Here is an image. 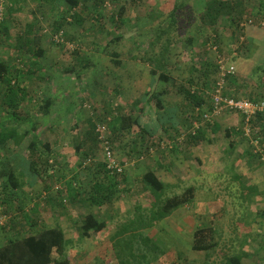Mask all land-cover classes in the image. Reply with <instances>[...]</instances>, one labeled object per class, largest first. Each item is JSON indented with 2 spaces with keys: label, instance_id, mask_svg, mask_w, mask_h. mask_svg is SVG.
<instances>
[{
  "label": "rangeland",
  "instance_id": "obj_1",
  "mask_svg": "<svg viewBox=\"0 0 264 264\" xmlns=\"http://www.w3.org/2000/svg\"><path fill=\"white\" fill-rule=\"evenodd\" d=\"M105 1L108 5L104 4L95 11L103 24L88 22V33L79 37L71 29L78 27L74 18L69 22V28L62 29L64 40L73 45V50L65 44L55 43L53 32L46 30L49 39L46 43L50 48H47V55L42 59L31 52H20L17 39L23 18L14 15L8 4L5 8L3 20L7 30H0V61L19 69L18 84L26 89L29 97L22 108L23 115H27L23 121L12 120L10 112L0 104V130L2 127L16 130L9 141L0 145V157L15 155L17 160L18 156L25 155L34 125L38 127L39 152L48 159L47 164H40L45 173L41 172L42 179H37L33 184L28 181L15 192L23 199L12 204L14 211L11 215L20 212L19 206L25 214L31 213L32 202L41 201L43 224L47 227L60 225L65 239L70 241L66 243V255L70 257L71 264H119L109 237L127 224L132 212L155 205L158 200L161 202L168 197L182 195L193 187L194 198L189 204L180 206L172 215L144 232L161 252L149 254L147 261L142 263L224 264L228 258L239 255L241 264H264V156L263 159L249 156L243 159L242 148L237 149L234 155L229 154L223 150L227 140L220 131L212 135L211 145L202 147L200 153L203 156L199 154L201 165L186 162L191 159L195 161L191 152L190 156H182L185 161L180 164L179 153L172 157L169 153L168 157L163 158L161 148L152 147L150 151V146L141 140L146 136L133 127L124 131L112 128L117 125L114 121L116 117L140 112L142 106L145 108L144 100L139 98L145 91L142 84L145 85L143 81L149 78L155 58L163 52L166 41L171 43L166 53L172 57L168 61L167 72L174 79L167 83L163 96L168 106L175 107L174 104L185 102L182 86L198 90L206 84L209 86L206 95L209 96L222 79L227 92L237 89V96L248 99L263 96L264 99V22L260 25L249 23L251 19L244 16V34L240 39L241 44L235 46L230 45V29L226 22L219 20L216 34L221 37L220 45L223 46V56L219 57L213 46L211 50L207 47L205 51L202 50L205 42L211 46L208 38L213 35L211 28L200 17L208 0ZM242 1L248 8L264 3V0ZM175 5H179L176 30L172 27L166 33L164 31L171 23L170 13ZM73 13L77 12L73 10ZM39 18L43 22L35 19L44 25L49 20L43 16ZM97 25L102 26L103 30L97 29ZM190 37L193 38L191 46L188 43ZM113 53L119 54L122 69L113 64L114 60L111 59L116 60ZM175 56L181 64L174 63ZM129 65L136 66L133 72ZM230 67H233V73L226 81L222 73ZM188 79H192L191 84ZM152 85L147 89L148 94L162 86L156 80ZM4 87L0 83V93ZM47 98H51L52 103L46 114L42 107ZM181 112L189 114L184 107L178 111L179 114ZM204 114L220 125L222 130L232 124L229 119H239L228 111L212 114L209 108ZM170 115L172 113L169 111L164 116L169 123ZM97 124L107 126L114 157L117 160L127 158L138 161L132 175L137 176L148 170L158 174L163 183L161 191L153 193L151 188L135 182L129 184L134 192L122 190L111 205L106 203L99 209L94 205H72L68 201L58 203L56 197L59 195L56 192L67 181H72L86 192L91 189L93 179L102 177L94 167L103 156L99 142L94 140L93 130ZM24 132L29 135L21 139ZM140 142L145 147L138 149ZM44 143L49 145V150L42 146ZM242 144L243 147L247 146L245 140ZM246 161L249 168L257 166L252 170L255 178L251 179V185L257 190L254 194L241 197V178H233L230 171L235 162L243 168L247 167ZM84 163L87 164L85 167ZM214 166L215 173L208 170ZM24 176L29 179L27 171ZM0 195L12 199L4 180H0ZM46 196L49 198L45 199ZM88 210L97 213L107 227L102 233L80 238L74 221L78 214ZM10 221L12 224V216L0 211V245L8 238V226L11 224H5ZM17 222L15 226H18ZM203 226L214 227L216 247L209 252H196L191 249L192 234L195 228Z\"/></svg>",
  "mask_w": 264,
  "mask_h": 264
},
{
  "label": "trees",
  "instance_id": "obj_2",
  "mask_svg": "<svg viewBox=\"0 0 264 264\" xmlns=\"http://www.w3.org/2000/svg\"><path fill=\"white\" fill-rule=\"evenodd\" d=\"M66 1L70 4L71 8L78 5L77 0ZM105 2L104 0L103 6ZM178 9L179 5L173 7L170 13L171 23L164 32L167 33L172 27H174L173 30H176V15ZM244 16H246L247 19H252V23L254 22V24H262L264 22V20H262L264 19V3H261L259 6L248 8L245 6V1L242 0H208L205 5V10L200 17L211 28L213 35L208 38L211 46L209 47L208 43L205 42L203 43L202 50L205 51V47L211 50L213 46L217 49L218 56H223V46L220 45L221 37H218L216 34V28H218L216 26H218L217 22L219 20L226 22L230 29V45H240L241 36L244 34V26L242 25L246 19H244ZM253 16L256 17L254 18ZM77 17H79L78 14L73 13L72 18L76 19ZM117 21H113V23L115 24ZM77 22L81 24L79 19H77ZM0 30H4L5 32L7 30L4 20L0 22ZM59 31H62L60 25L57 26L53 35ZM121 36L122 35H119V37ZM18 39L17 46H19L20 49L24 50L25 48L27 52L35 54L38 58L42 55V51L34 49L35 43L25 42L21 40V36H19ZM192 41L193 38L190 37L188 40L190 46ZM170 44L171 43L166 41L163 52H160V54L156 56L154 68L151 69L149 73L152 78L162 85L163 83H169L171 80H174L167 72L169 66L168 61L172 58L166 53ZM176 58L177 56L173 58V60H175L174 63H177V65L181 64ZM111 60H114V65L120 66L118 60ZM19 74V69L12 67V64L0 61V83H3L5 86L0 93V104L4 110L10 112V116L14 121H23L27 117V115H23L24 111H22V108H24L29 95L26 89L18 84ZM230 75L231 74H226L224 79L228 81ZM188 81L190 84L192 83V79H188ZM158 89L159 92H157ZM208 89L209 86L207 87L206 84L203 85V88H198V90L182 86L181 90L186 98L185 103H183L182 107L176 108L166 106L163 99L166 91L164 87L161 86L156 89L157 91H153L148 97L142 99L144 100L142 103L145 104V108L142 106L140 112H129L127 115L116 117L114 121L117 125L112 128L124 131L133 127L139 131V133H143L146 136L142 141L150 146L148 148L150 151L152 147H155V149L161 148L160 155L163 158L165 156L168 157L169 153L171 157L176 153H179V155L183 153L184 156H187L188 152L190 154L192 150L190 146L206 143L211 145L213 140L209 142L208 134L205 132L206 129L210 128L211 131H208L211 135L220 131L224 132L225 136L223 134L222 136L224 138L227 137L229 145L224 147L223 150H227L229 154L234 155V153H236L235 145L239 142L238 147L242 148L243 159L245 157L247 158V156L263 159L264 114H257L249 120V135H247L244 131L247 123L244 115L239 112L228 111L238 116L241 121L239 122L238 130H236L237 139L234 138L231 140V131H235L236 126L234 128L222 130L220 125L215 122L212 123L203 117L206 109L209 108L210 111L212 109L210 97L206 95L208 94ZM227 90V86H225L223 90L225 95L233 98H243V96H237V89L230 92H227ZM248 100L257 102L264 99L263 96H261L260 98L249 97ZM43 103L42 110L47 114L52 99L47 98ZM183 107L185 110L189 111V114L181 112L179 118L177 111H181ZM151 110L153 111L151 112ZM169 111L172 113V115H170V123L165 121L164 117ZM37 128L38 127L34 125L31 127V140L28 143L25 155L18 156L17 160H15V155L0 157V180L5 181V185L10 189L12 196V199H10V196L4 197L0 195V211L12 216V224L11 221L5 224V226L9 224H11V226H8V238L0 245V264H71L70 257L66 255V243H70V241L65 239L64 230L60 225L54 224L53 226L47 227L43 224L41 220V201L34 202L32 200L31 213L25 214V211L21 210L22 208L19 206L18 210L20 212L11 215L14 211V209H12V204L14 202L19 203L20 200L23 199L22 196L15 194V192H18L28 181L33 184L37 182V179H42V173L44 171L42 167H40V164H47L48 162L46 156L39 152V137L36 135ZM93 131L95 135L94 140L99 142L103 155L101 158L102 160L98 161L94 167L96 168L95 172L97 170L99 171L97 172L98 174L101 172L100 174L102 177L93 179L91 189L86 192L81 191V189H79L80 187L75 186L72 181H67L66 184L63 183L66 185V187L63 185L65 189L60 186L56 192L59 195V197H56L59 200V204L68 201L72 205L79 204L81 207L94 205L99 209L103 204L108 203L111 205L112 202L115 201L116 196H119V194L123 192L122 190L134 192V189L131 188L129 184H134L135 182H140L142 185L144 184L145 188H151L153 193L163 189V183L158 178V174L151 170L137 176L131 174V167L138 161H131L132 159L129 160L127 158L119 161L113 154L115 161L122 169L120 171L110 170L107 167L108 164L104 157V149L102 143L98 139L96 128H94ZM15 134V129L7 130L6 127H2L0 130V145L3 146V144L9 141ZM28 135L27 132L22 133L21 139H24V137ZM164 137L167 138L169 144L166 145V141L162 140ZM243 140L247 143L245 147H243L242 144ZM144 143H142V146L145 147ZM42 146L49 150L48 144L44 143ZM182 149H184L185 152H182ZM141 158L143 159V157H140V159ZM90 162L89 160V165ZM86 165L87 164L84 163L83 167ZM26 171L29 174V179H26L24 176ZM240 189L241 197L248 193L254 194L257 190L254 185H251V187L240 186ZM44 194L47 195V193ZM13 196H16V198ZM48 198L47 196L45 197V199ZM193 198L194 188L190 187L182 195H174L161 202L157 199L158 201L155 202L156 206L152 204L150 205L151 208L150 206H146L141 210L137 209L132 212L127 224L109 237L114 256L119 261V264H143L142 262L147 261V256L149 254H159L161 252L160 248L144 232L154 227L159 221L172 215L180 206L189 204ZM76 218L77 220L74 221V226L80 238H89L92 234L102 233L107 227V224L101 220L98 214L91 210L78 214ZM16 220H18V226L14 224ZM2 225L3 224H1V226ZM192 235L191 249L193 251L209 252L216 247L215 229L213 226L195 228ZM54 254L56 255L55 257ZM241 260V256L236 255L228 258L224 264H241Z\"/></svg>",
  "mask_w": 264,
  "mask_h": 264
},
{
  "label": "crops",
  "instance_id": "obj_3",
  "mask_svg": "<svg viewBox=\"0 0 264 264\" xmlns=\"http://www.w3.org/2000/svg\"><path fill=\"white\" fill-rule=\"evenodd\" d=\"M77 4L78 5H76V7L71 8L70 4L66 0H9L8 1V5H9L8 7H9V9H11L12 12H14V15L17 14L23 18L21 31L19 33L20 34L19 36H21V40H24L25 42L35 43V46L33 45L34 49H38V50L42 51V55L40 56L41 59L45 58V56L47 55L46 50H47V48L48 49L50 48L46 43L47 40H49L47 37V31L46 30H50L51 32H54L55 29L57 28V26H59V25L61 26L62 29L69 28L70 23H67V22H71L72 17L68 14L73 15V12H72L73 10L75 12H77V14L79 16L76 19H74V21L76 22L78 27L71 28L73 32H76L75 35L77 37H79L83 34L85 35L88 33V28H87L88 22L90 23L92 21L93 22L97 21L100 24L101 23L103 24V21L99 19V16L95 15V11L99 10L101 8V6L103 5L102 0H77ZM68 11H70V13H68ZM42 16L49 19L46 25H44L43 23H42L43 24L42 25L40 23V22H43L39 18ZM35 18L40 20V22L37 21ZM77 19H79L81 21V24L77 22ZM83 26H84V28H83ZM99 26L100 25H97V29L103 30L102 26H101V28ZM118 37H119V35H118ZM17 40H19V39H17ZM21 48H22V46H21ZM23 51H26L25 48H24V50L20 49V52H23ZM113 56L116 58V60H118L120 62V66H118V68H120L122 63L119 60V54L114 53ZM131 64H133V62ZM129 66L133 72L134 67H136V66H134V67H131L133 65H129ZM120 69H122V68H120ZM148 77L149 78L146 79V81L144 80L143 82H145L144 83L145 85L147 82V85H146L147 89H150L153 86L152 85L153 80H155V79L152 78L150 75ZM118 78L120 79L121 77L119 76ZM176 81H175V84H177ZM145 85L142 84V87L144 88L145 91L139 96V98H141V99H145L146 97H148L150 95V94H148L149 91H147V89H145L146 88ZM157 86H159V85H157ZM162 86L164 87V90L166 91L167 83H163ZM159 87H161V86H159ZM156 89H157V87H156ZM157 92H159V89ZM164 102H165L166 106L169 107L168 103L165 100H164ZM182 105L183 104H181L180 102L174 104V106L176 108L182 107ZM178 111H177V113H178ZM180 115L181 114L178 113V117ZM107 119H110V117H108ZM229 120L232 124L230 126H228L227 128H232V127L234 128L236 126L235 131H231V134H230V136H232L231 140H233L234 138L237 139L236 130H238L239 122H241L240 118L239 119H233L232 118ZM234 120H236L237 123ZM211 122L213 123V121H211ZM194 123H195V121H194ZM223 129H226V128H223ZM208 130H210V128L206 129L205 132L208 134V139L210 140L209 142H212V135L209 133ZM209 134H210V137H209ZM223 135H224V132H223ZM143 139H141V140H143ZM162 140L166 141V145L169 144L166 137H164ZM225 140H227V137L225 138ZM238 143L239 142H237L235 145V150H237V149L239 150L241 148V147H238ZM204 145L206 146L209 144L206 143V144H202V145H200V144L194 145L192 147L190 146V149H192L191 153L193 154L192 157L195 161H192V159H191V160L186 161V162H189V163L196 162L198 165H201L202 162H200V160H202V159L199 158V154H201L203 156V154L200 153V151H202L201 149ZM227 145H229V140H227ZM140 147L142 148L141 142L138 143V145H137L138 149H140ZM112 151H113V149H112ZM182 152H185V150L182 149ZM241 152H242V149H241ZM182 156H184L183 153L180 155V158H181L180 164H183V162L185 161V157H182ZM187 156H190L189 152H188ZM119 161H121V159H119ZM241 161H243V160H241ZM245 163H246L245 165H247L248 161H246ZM240 165H241L240 163L236 164V162H235L234 167L230 171V173L232 172L231 176H233V178L234 177H240L241 178L239 180L240 181L239 185L241 184L240 185L241 187H243V186L249 187L253 183V181L251 179L254 180V178H255L252 170L254 168H257V166L252 165L251 168H249V166L247 165V167L245 166L243 168ZM188 166L189 165L187 164V167ZM133 167L134 168L138 167V162L134 166L131 167V170L134 169ZM208 170H210L212 172L214 171V173H215L216 168L214 166L213 168H210ZM250 171H251V173H249Z\"/></svg>",
  "mask_w": 264,
  "mask_h": 264
},
{
  "label": "built area",
  "instance_id": "obj_4",
  "mask_svg": "<svg viewBox=\"0 0 264 264\" xmlns=\"http://www.w3.org/2000/svg\"><path fill=\"white\" fill-rule=\"evenodd\" d=\"M9 0H0V22L3 20V16L5 14V8L8 4ZM108 5L107 3L105 4ZM249 23H252V19L249 20ZM53 41L57 44H65L73 50V45L69 44L64 40L63 31H59L54 34L52 37ZM233 73V67H230L222 73V77L224 78L226 74ZM224 81L220 80L214 89L209 93L210 101H211V112L212 114L218 115L222 111H235L244 115L246 123V127L244 131L247 135H249V120L257 114H264V100L254 102L252 100H248L246 98H233L224 94ZM204 119L209 120V116L204 114ZM210 121V120H209ZM108 128L106 125L97 124L96 132L98 133V139L102 143L104 149V157L107 161V167L110 170L120 171L122 167L118 165L113 157L112 147L110 142L108 141L107 134Z\"/></svg>",
  "mask_w": 264,
  "mask_h": 264
}]
</instances>
